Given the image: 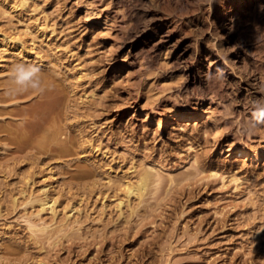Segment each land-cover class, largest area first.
Returning <instances> with one entry per match:
<instances>
[{"label": "rangeland", "instance_id": "obj_1", "mask_svg": "<svg viewBox=\"0 0 264 264\" xmlns=\"http://www.w3.org/2000/svg\"><path fill=\"white\" fill-rule=\"evenodd\" d=\"M6 1L0 0V40L6 35L14 49L4 51L0 46L1 81L6 78L1 73L6 61L21 62L20 50L15 49L19 46L18 39L27 40L30 47L37 44L38 50L41 48L42 38L37 37L40 30L36 26L45 16L51 18L47 33L55 28L60 32L59 41L66 42L62 48L68 52L59 59L56 73L69 88L63 91L59 103L61 114L54 123L70 126L69 137H64L68 138L70 152L63 159L69 160L71 167L59 168L63 174L58 167L52 168L51 176L48 164L38 165L32 159L33 153L41 156L45 152L17 148V126L10 125L15 133H0L3 134L0 135V264H261L264 261V125L255 129L252 142L259 149V160H235L239 140L233 133L239 134L237 125L242 129L252 113V106L249 109L239 106L238 84H232L231 96L222 101L223 107L230 109L226 108L227 112L215 102L197 103L187 91L181 97L177 94V101L158 104V94L151 86L162 69L167 75H163V81L179 88L185 76L180 71L168 73L173 59L196 61L198 51L209 43L225 47L223 50L232 55L249 46L251 56L245 57L247 63H239L242 67L247 65L243 69L248 76L253 71L264 78V8L253 7L251 13L249 10L244 14L242 22L219 30L213 22L216 13L211 11L230 7L231 0H209L211 3L208 0H28L27 8L20 5L16 11L13 2L19 4L21 0ZM217 1V5L213 4ZM37 4L39 10L34 9ZM87 9H94L97 14L87 18ZM148 21L159 24L158 39L164 34L169 39L162 47L136 44L135 34ZM136 52L137 56L133 55ZM28 59V64L45 69L37 54ZM196 65L200 67V61ZM141 68L148 74H156H147L149 79H144L142 91L137 92ZM80 70L85 76L78 79L76 74ZM262 89L264 84L261 92ZM259 96H264V90ZM151 106L155 109L151 110ZM173 107L197 110L217 107L215 112H220L215 116L221 117L220 129L216 134L212 124L205 132L201 127L203 121L184 128L177 121H166L159 135L158 118L165 120ZM229 111L232 112L228 115ZM147 112L151 121L144 122ZM239 114L242 124L237 118ZM16 115L12 118L19 123L24 115ZM49 126V122H44L45 128L38 135L46 134ZM5 141L13 142L15 147L8 142L10 148L7 147ZM230 148L232 152L228 155ZM47 154L49 157V153L41 157L46 155L48 159ZM91 155L97 167L88 161ZM81 162L89 168L88 172L81 174L78 170ZM141 163H147L148 167L156 165L163 176L153 183L158 192L150 184L153 191L147 190V204L141 203L139 210L132 211L131 205L135 206L138 200L134 194L126 197V182L138 183L135 170L141 168ZM67 167L69 175L64 173ZM233 167L242 177L241 187L236 189L233 182L222 185L220 176L223 170ZM212 168H218V176H208ZM65 177L74 181L70 191L71 185L62 182ZM54 180L56 211L47 209L37 215V202L27 203L28 198ZM121 199L124 202L120 205ZM31 221L41 222L40 227L33 230L28 225Z\"/></svg>", "mask_w": 264, "mask_h": 264}, {"label": "bare ground", "instance_id": "obj_2", "mask_svg": "<svg viewBox=\"0 0 264 264\" xmlns=\"http://www.w3.org/2000/svg\"><path fill=\"white\" fill-rule=\"evenodd\" d=\"M27 1L28 0H26V1L21 0V2L19 4H18V1H14L13 2L14 5H12V7H14V11H16V9H18L16 7H19L20 5H21L20 8H22V7L27 8L28 2H29V1L28 2ZM100 2H101V0H100ZM125 2H126V0H125ZM208 2H210V1L208 0ZM230 2H231L230 7L226 6V7L218 8L216 10L214 9L213 11H211L214 14L216 13V16H215V19H213L214 20L213 22L215 24L214 26H216V28H218L219 30H225L230 25H234L236 23L238 24V22L240 20H242L244 14H246L253 7L259 8V9L264 8V0H231ZM216 3H218V1L213 3V4H216ZM219 3H220V1H219ZM7 4L9 5L10 2L8 1ZM7 4H5V5H7ZM213 4H211V6ZM123 5H125V4H123ZM39 7L40 6L37 4L36 6H34V9L39 10ZM125 7L126 6H123V8H125ZM20 8H19V10H20ZM87 8H89V7H87ZM94 9H92L91 11L89 9L86 10V17L87 18L93 17L97 14V11ZM259 9H257V10L259 11ZM210 10H211V8H210ZM250 13H251V10H250ZM44 15H46V14H44ZM48 16H45L44 18H42L36 26L37 31L40 30V31H38L37 37L42 38L41 48L39 50H38L37 44H36V46L32 45L30 47L27 44V40H25V39H23V40L18 39L19 40L18 41L19 46H18V48H15L17 50L18 49L20 50L18 52L21 55L20 56L21 62L26 63V64L29 63L28 58H30V56H32L34 54L38 55L39 60L41 62L40 65L43 68H45V69L40 68L41 69L40 78L42 81L43 91L32 90L30 88L27 91H19L17 89V86L15 85L13 80L11 79V68L14 64L19 63V62L12 61L11 59L6 61L5 65H7V66H5L6 68L1 72L2 77H3V75H5L6 78L2 81L0 80V133H4L3 131L15 133L14 130L12 129V126H10V125L13 124V126H15V127L17 126L16 129L19 131L16 133L17 137L13 134L16 137V139L18 138V142L15 141L17 143L16 146H18L17 148H20L22 150H27V151L28 150L34 151L36 149V151L38 150L40 152H45L43 154L49 153V155H50L49 157L47 154L48 159L46 158V155H45V158H42L41 156L44 157L43 154L41 156H36V154L33 153L34 156L32 154H28V156L32 155L33 158L32 157L31 158L34 159L37 164L40 163L38 165L48 164L47 168L51 169V176H53L54 174H53L52 168H54V170H56V168L58 167V170H60L62 168V166H64V165L69 166L71 163L69 160L63 159V157H65L64 155L67 154L66 152H68L70 150L69 149L70 145H68L66 142V139H68V138H64L65 136L69 137V132H68L67 127H70V126L69 125L64 126V125L58 124L57 121H56V123H54L57 115L61 114V112H60L61 109H60L59 103H60V100L62 99L63 91L66 88H69V86L67 84L63 83L61 78H59L58 73H56L57 67L60 66L59 59H61L68 52V50H66L65 48H62L66 42L64 43V42L59 41L60 38H57V36H58V33H60V32L56 31L57 29L56 30H55V28L53 30L50 29L51 34L47 33V31H48L47 28L50 27L49 24H50V20H51L50 16H49L50 19L48 20ZM152 21H154V20H152ZM240 22H242V21H240ZM128 24L129 23H127V25ZM158 25L159 24L151 23L149 21L146 22L135 34V38L138 39L136 44H139V42H140V43L144 44L145 46L152 44L151 46L154 48L162 47V44L166 43L169 39L164 38L165 34L161 35L162 37H160L158 39V37H159V34L157 33ZM54 32H56V33H54ZM215 33H214V35H216ZM218 38H221V37H218ZM221 40H223V39H221ZM10 41L11 40H9L6 35L4 36V38L2 40H0V46L3 47L2 49L4 51H9V50L14 49L13 43H12V41L11 42ZM34 43H36V42H34ZM136 44L133 43L132 45L135 46ZM209 44H206L202 48L200 47L201 49L198 51V55L196 54L197 55L196 61H195V59L192 60L191 62H187V61H184V60H181L178 58L173 59L171 69L168 71V73L172 74L171 72L180 71L182 73V75L185 76V78H184L185 80L179 88L178 87L174 88L173 86H175V85L172 86L171 83L169 84V82L165 83L163 81V75L165 76L166 72H164L162 69H159V71L157 70L158 71L157 74L155 72H149V74L150 73L156 74L154 77V83H153V81L151 82V84L153 83L152 84L153 87L151 86V88H152L153 92L155 91L158 94V97H156V99H159L158 104H161L162 102L168 101V100H171V101L176 100L177 101L178 98L177 99L175 98L176 95L179 94V96H180V94L183 91H187V93L189 94L188 96L193 98L194 100H196L197 103H199V104L200 103H206L208 101L215 102L219 107L224 109L223 111L227 112L226 110H230V109H228L226 106L225 107L227 109L224 108L223 107L224 102L222 104V101L224 100V98L227 95H230L233 92V90L231 91V88L233 89L232 84H234V85L238 84V86H236V87L239 90L238 91L239 94L237 96V98H239V100H238V102L240 103L239 106L242 108L248 107L247 109H249V107L252 106L250 108V110L253 111L255 102H264V96H262L261 98L259 96V93H262L264 90V89H262V92H261L262 84H264L263 83L264 78H262L261 75L253 73V71L250 72L251 74L249 76L247 75L248 73L245 74V72H244L245 69H243V68H245L247 65L245 67L244 66L242 67V65L245 64V62H246L245 57L247 55L249 56V48L250 47L245 46V47L241 48V50H238L236 52H232V53H234L232 55L231 53H227L223 50L225 47L218 48L215 46H211ZM251 47H254V46H251ZM231 49H233V48H231ZM31 50H35V52H31ZM14 51H16V50H14ZM241 52H243V54H244V56H242V57H241V54H242ZM133 55L137 56V52ZM105 56L107 57L106 54H105ZM246 58H248V57H246ZM106 59H109V58L107 57ZM207 60H209L208 63H207ZM199 61L201 63V66L197 68L196 62H199ZM248 61H250V60H248ZM239 62L240 63L243 62V64L241 65ZM257 63H258V61H257ZM3 64H4V62H3ZM147 66H149V65H147ZM241 67H242V70H241ZM147 69H148V67H147ZM253 69H255V68H253ZM253 69L251 68V70H253ZM139 73H140L138 76L139 79H138L137 86H136L137 88L135 89L137 92L142 91V85H143L142 82L146 81L144 79L146 77H147V80L149 79L147 76L148 73L145 72V69L141 68ZM263 74H264V72H263ZM84 76H85V74L83 73V70H80L76 74V77L78 79L83 78ZM151 78H152V76H151ZM245 91H246V93H245ZM176 92H178V93H176ZM242 94L244 97L243 96L241 97ZM136 96H139V95H136ZM86 99H87V97L85 98V100ZM227 99H228V97H227ZM30 100H34L33 103L29 104ZM189 100H191V99H189ZM250 100H251V103H250ZM238 102H236V104H238ZM154 109H155V107L151 106V110H154ZM216 109H217V107H216ZM216 109L210 110V108L209 109L200 108L199 110H197V109L187 108V107H173V109H171V111L169 110L170 112L168 111L170 114H168V116L165 118V120L162 121V120H160V118H158V121H157L158 126L156 128L157 133L159 135H162V132H163L164 127H165L164 123L166 121H167V123H173V122L177 121L178 124L181 126V128L190 127L193 124L197 126L200 121H203V124L201 127L204 128L205 132L208 131L209 125L212 124V126L213 125L215 126V128H213V129L216 130L215 133L217 134V132L221 126L219 124L218 120L221 119V117H219V119L216 118L215 115L217 113L219 114V112H220L219 111L216 113L215 112ZM235 111H236V109H235ZM231 112L232 111H229L228 115ZM50 113H52V114L56 113V114L51 115ZM70 113H71V111H70ZM222 113L224 114V112H222ZM222 113H220V114H222ZM233 113H234V111H233ZM16 114L17 115L20 114L22 116L24 115L23 119L21 118L22 121H20L19 123H16L14 121V119L12 118V116H15ZM225 114H226L225 117H227V113H225ZM72 115H74V114L72 113ZM233 115H235V114H233ZM68 116L69 115H67V117ZM18 117H20V116H18ZM30 117H33V118H30ZM235 117L236 116H234V118ZM71 118H72V116H71ZM222 118H224V116H222ZM237 118H238V121L241 119L240 114ZM15 119H17V118L15 117ZM250 119H251V115L248 116V121ZM56 120H58V119H56ZM52 121H53V123H52ZM143 121L144 122L145 121L146 122L151 121V115L149 112H147V116L144 118ZM208 121H211V122L206 123ZM219 121H221V120H219ZM44 122L45 123L49 122L50 126L46 127L47 128L46 134L39 136L38 133L42 132L43 129L45 128ZM239 123L242 124V121L240 120ZM65 124H67V123H65ZM230 127H232V126H230ZM234 127H236V126H234ZM239 128H240L239 125H237L236 131L238 130L239 134L233 133V135L235 137H237V139L239 140V145L237 146V152L235 155V158H236L235 160H237V159H239V160H247V159L259 160V157H260L259 149L257 148V146L255 144H252V142L255 141L254 135H256L257 131L256 132L255 131H245L243 127H242V129H239ZM210 131L211 130H209V132ZM6 135H7V133H6ZM7 136H5V138ZM200 136H201V134H200ZM204 136H206V135H204ZM214 137H215V139H214L215 143L213 142V144L216 145V143H217L216 139H217L218 135H216ZM11 138H13V136ZM7 142L5 141L6 146H7ZM8 144H11L10 146H12V147L14 146V145H12L13 142L12 143L8 142ZM5 145H3L4 148L6 147ZM7 147H9V145ZM11 149H13V148H11ZM7 150H9V149H7ZM7 150H5V151H7ZM19 151H21V150H19ZM228 151H229L228 155H231V152H232L231 148L228 149ZM15 152H18V151L15 150ZM78 153H79V151H78ZM222 153H224L223 149H222ZM37 154H40V153H37ZM68 156H70V155H68ZM25 157H26V155H25ZM25 157L23 158L24 160H25ZM84 157H86V156H84ZM87 157H88V155H87ZM26 158H28V157H26ZM31 158H29V159L31 160ZM40 158H42V159H40ZM92 158L93 157L91 155V157L88 158V161H90V162L92 161V163H91L92 167H97V164L94 162V160H92ZM57 159H60V160H57ZM79 159H81V158H79ZM85 159H87V158H85ZM154 159H155V157H154ZM224 159H226V157ZM54 160H55V162H54ZM198 163H200V162H198ZM75 164L77 165V163H75ZM75 164H73L72 166L75 167L74 166ZM141 164H142V166L140 169H138V170H137V168H136V170L134 169L138 175V178H137L138 183L133 185L132 182H130L129 180L126 182V185H127L126 192H125L126 197L130 198V196L132 194H134L136 196V199L138 200V202L135 206L131 205L132 211L133 210H135V211L139 210L141 208V205L139 208V204H141V203H143V205L147 204L146 201L148 200L147 196H148L149 190L153 191V188H154L153 183L159 182L161 180V177L163 176V175L161 176L160 171H159L161 169H157L156 165H154L152 167H148L147 163H141ZM146 164H147V166H146ZM78 166H79L78 170L81 172V174L88 172V170H89V168L83 163L78 164ZM137 166H139V164ZM70 167H71V165H70ZM64 169H61V170H64ZM61 170H60V172H61ZM66 170L64 171V173L68 172V175H69L70 170L68 169V167L66 168ZM73 172H74V170H73ZM226 173H228V175H226ZM61 174H63V173L61 172ZM61 174H59V175H61ZM65 174L63 176H65ZM71 175H75V174L71 173ZM218 175H219L218 168H217V170H214L212 168V170L208 176L216 177ZM79 176H80V174H79ZM220 176L222 177V180H221L222 185H228L229 183L233 182L232 187L234 189L241 187L242 177L239 175V172L237 170H235L234 167L232 169L223 170V173H221ZM62 178H64V177H62ZM245 178L248 179L247 176ZM57 180H59V179H57ZM64 180L65 181H62V179H61V181L66 182V184L62 183L61 181H60L61 182L60 184L67 185L68 187H69V185H71L72 182H74V181L70 182L72 180V177H71L70 181H68L66 179V177ZM55 182L56 181L54 180L49 184L48 183L45 184L44 189H42L40 192H38L36 194H33V195L31 194L30 197L28 198L29 200L27 201V203L28 202L29 203L30 202L31 203L37 202V204L39 206V209L36 212L37 215H39L41 213V211L47 210V209H50L53 212L56 211V203L58 201V197L55 196V193H53L57 188V186L54 185ZM58 184H59V182H58ZM150 184H152V186ZM157 184L158 185H156V184H154V185L157 186L156 189H159L158 188L159 183H157ZM48 185H50V187L47 188ZM72 185H73V183H72ZM72 185L69 188V191L72 190L71 189L73 187ZM74 185H76V184H74ZM149 186H151L153 188H151ZM75 187L76 186H74V188ZM148 187L151 189H149ZM61 190H63V189L61 188ZM147 190H148V192H147ZM154 191H155V188H154ZM155 192H158V190ZM61 193L62 192H60V194ZM67 193H69L68 189H67ZM71 194L72 193H70V196H71ZM65 195H67V194L65 193ZM68 196H69V194H68ZM60 197H61V195H60ZM14 202L16 203V198H15ZM123 202H124V200L121 199L119 204L121 205ZM144 202H146V203H144ZM146 209L149 210L148 206ZM147 210H146V212H147ZM32 213H34V212H32ZM150 213H151V211H150ZM28 225L30 226V228L33 229V227H35V226L40 227L41 222H32L31 221V223H29ZM40 229H43V228H40ZM262 258H263V256H262ZM262 258H261V260H263ZM256 262H257V260H256ZM257 264H258V262H257ZM261 264H264V261H261Z\"/></svg>", "mask_w": 264, "mask_h": 264}, {"label": "clouds", "instance_id": "obj_3", "mask_svg": "<svg viewBox=\"0 0 264 264\" xmlns=\"http://www.w3.org/2000/svg\"><path fill=\"white\" fill-rule=\"evenodd\" d=\"M40 72V67L34 63H16L11 68V79L19 91H27L29 88L43 91ZM260 125H264V102H255L251 119L242 127L245 131H255Z\"/></svg>", "mask_w": 264, "mask_h": 264}]
</instances>
